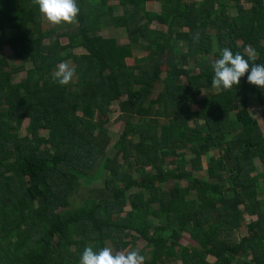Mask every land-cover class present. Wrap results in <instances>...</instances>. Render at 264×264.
Returning a JSON list of instances; mask_svg holds the SVG:
<instances>
[{
  "label": "trees",
  "instance_id": "trees-1",
  "mask_svg": "<svg viewBox=\"0 0 264 264\" xmlns=\"http://www.w3.org/2000/svg\"><path fill=\"white\" fill-rule=\"evenodd\" d=\"M107 1L77 0L78 23L36 30L42 17L33 0H0V47L18 61L0 57V264H79L86 246L99 251L112 241L125 251L140 239L153 246L148 260L156 264H264V198L252 176L256 162L264 168V131L247 99H256L264 129V89L245 75L234 90L198 99L212 89L224 48L249 59L250 47L257 55L249 62L264 64V0H118L119 15ZM148 2L160 11H148ZM107 28L122 31L127 46L103 37ZM78 48L85 53L74 54ZM136 49L146 54L136 58ZM198 58L191 72L186 65ZM65 61L75 81L60 86L52 77ZM113 103L124 128L110 157L98 120ZM167 159L174 169H164ZM101 160L111 190L83 197ZM203 170L208 180L198 176ZM245 216L256 220L237 241ZM184 232L196 247L179 243Z\"/></svg>",
  "mask_w": 264,
  "mask_h": 264
},
{
  "label": "rangeland",
  "instance_id": "rangeland-1",
  "mask_svg": "<svg viewBox=\"0 0 264 264\" xmlns=\"http://www.w3.org/2000/svg\"><path fill=\"white\" fill-rule=\"evenodd\" d=\"M104 5H106V7H111L113 9V13H115L116 15H119L122 13L121 7L118 4V0H109L107 1V3H105ZM146 9L148 11H155V12H159L160 11V6L158 3L156 2H148L146 4ZM227 12L230 15H235L236 11H235V7L234 4L229 2L228 7H227ZM52 27L51 25L47 24L43 18H42V22H41V26L37 27L36 30H40L41 29H48ZM150 27L152 29H160L161 31H165V27H162L158 24L151 23ZM103 37L105 38H114L118 41V43L120 44V46H127V40L126 37L124 35V33L120 30L117 29H113V28H107L101 31L100 33ZM46 43V42H45ZM61 43L62 44H66L67 41L65 38L61 39ZM177 46L182 50L185 51V44L184 42L180 41L177 43ZM215 50V47L213 48ZM246 49H250V47H247ZM245 49V53L248 54V51H246ZM73 53L76 55H80L85 53V51L82 48H78L73 50ZM134 57H142L144 56L146 53L144 51L141 50H134L133 51ZM249 55V54H248ZM0 57H4L8 63L15 67L18 65V61L14 60L11 58L10 56V51L8 49L7 46H3L0 47ZM212 57V54L209 56ZM256 57V56H255ZM201 60V58H198L196 60L190 61L186 67L188 69L191 70V72H196L198 70V62ZM70 66L73 67V63L70 61H67ZM134 61L133 58L127 59L126 60V64L127 65H133ZM30 64H26L24 65L25 69L30 68ZM163 70H165V67L163 68ZM165 72L163 71L162 77L164 76ZM25 75L24 71L20 72L18 74H14L11 78L12 82H18L21 78H23ZM73 82L75 81V78H73L72 80ZM184 81V79H183ZM157 92V90H156ZM217 92L216 90H214L213 88L209 91H203L201 95L198 96V99H202L204 96L211 94V93H215ZM248 99V109L249 112L251 114V116L256 119L262 129V131H264L263 127H262V120H261V115H260V110H259V106L257 104V101L255 98H253L251 95H249L247 97ZM192 109L195 110L197 109V106H192ZM119 109H118V105L117 103H113L110 107V112L109 114L105 117V118H100L98 121L102 122L105 127L107 128V132L108 135L110 137V144L108 146V148L106 149V155L112 157L114 151L112 149L113 144L116 142V140H118L119 136L121 135L123 128H124V121H122L119 118ZM236 113H231L230 117L233 119L235 118ZM28 120L25 119L21 129L18 130V135L20 136H26V126H27ZM47 131H41V135L44 137H47ZM213 155H218L217 151H213ZM103 162L104 160H101L98 163V166L96 168H94L90 174V177H92L90 184L86 185L84 183H82L81 186V190H80V195H82L83 197H90L95 199L97 196H100L102 193L103 194H107L110 192L111 190V182L110 179L106 176L108 175V172L105 171L104 166H103ZM121 163V168L120 170L122 172H128L131 173L133 175H135L134 173V168L133 167H129L125 164H123L122 160H120ZM175 165L173 164H169V159L166 160V163L164 165V169H174ZM203 168H206V165L204 163ZM199 177H201L202 179H206L208 180L205 171H200L198 174ZM252 176L257 179V185H258V191H259V196L260 199L264 198V168L263 166L259 163L256 162V171H254L252 173ZM210 182H216V180H211ZM169 186V184H167ZM182 185H185V182L182 183ZM224 186L225 188L231 187L230 186V182L229 180H227V177H225L224 180ZM162 187L164 188L165 186L162 185ZM135 190H129L128 192H134ZM225 193L227 195L232 196L234 191H230V190H226ZM147 197V194L145 195ZM154 207H157V205H154ZM130 210L129 205L125 206L124 211L127 212ZM124 215V214H122ZM245 221L242 224V227L239 229V231L234 233V236H232L233 238H235L237 241L240 240L241 237L246 235V225L247 223L251 222V221H255L256 220V216H245L244 217ZM131 234L135 235L134 232H131ZM127 240L129 238H126ZM179 243L183 246L188 247L189 249H192L193 247H196V243L191 239L190 235L186 232L182 233V236L180 238ZM105 247H111L113 249L114 254L116 252H120L119 250L116 249V247L114 246V243L112 241H106L105 242ZM153 248V246H148L147 243L143 240L140 239L136 242L133 243V245L131 246V248L125 250V251H131V250H137L140 252L141 255L145 256V264H156L153 262H149L148 260V252ZM207 260L210 262L214 261V258L207 256ZM243 261H250L249 258H245ZM242 262V261H241ZM241 262H239V264H241ZM167 264H181V262L177 261V262H171V263H167Z\"/></svg>",
  "mask_w": 264,
  "mask_h": 264
},
{
  "label": "clouds",
  "instance_id": "clouds-1",
  "mask_svg": "<svg viewBox=\"0 0 264 264\" xmlns=\"http://www.w3.org/2000/svg\"><path fill=\"white\" fill-rule=\"evenodd\" d=\"M38 6L43 20L54 27L78 23L79 6L77 0H33ZM199 34L194 39L199 41ZM249 59L241 53L234 54L231 49L224 48L220 58L213 64V78L211 87L217 92L231 91L239 86L241 78L247 76V83L259 89H264V64L250 63L255 57V50L246 49ZM76 70L65 61L57 65L53 80L60 86L69 85ZM145 256L137 250L120 251L114 254L111 247H103L95 251L93 246H86L80 257L79 264H145Z\"/></svg>",
  "mask_w": 264,
  "mask_h": 264
}]
</instances>
